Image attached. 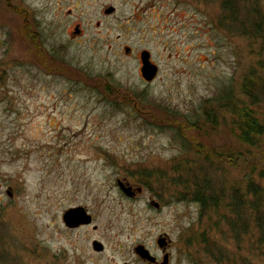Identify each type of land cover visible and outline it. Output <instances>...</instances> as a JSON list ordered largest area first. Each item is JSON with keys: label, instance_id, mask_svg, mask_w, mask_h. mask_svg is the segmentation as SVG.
I'll return each mask as SVG.
<instances>
[{"label": "rangeland", "instance_id": "374dc122", "mask_svg": "<svg viewBox=\"0 0 264 264\" xmlns=\"http://www.w3.org/2000/svg\"><path fill=\"white\" fill-rule=\"evenodd\" d=\"M221 2L0 0V264H149L138 244L157 263L216 264L209 237L221 264H264L248 211L244 229L230 226L243 221L234 189L264 188V137L247 151L216 99L240 103L244 77L264 78L260 39L236 35ZM232 2L239 14L249 5ZM141 50L158 66L150 83ZM117 180L142 191L128 197ZM203 181L217 213L192 197ZM78 206L92 222L68 228L62 215Z\"/></svg>", "mask_w": 264, "mask_h": 264}, {"label": "trees", "instance_id": "16d2710c", "mask_svg": "<svg viewBox=\"0 0 264 264\" xmlns=\"http://www.w3.org/2000/svg\"><path fill=\"white\" fill-rule=\"evenodd\" d=\"M249 5L245 10L236 8L232 0H222L221 9L226 13L225 19L228 20V26L233 28L236 35L246 38L260 39L261 59L259 64L264 65V14L262 13L258 0H247ZM264 68V66H261ZM254 70L247 74L241 83V92L247 97L240 103L234 99L230 92H225L224 95H219L216 99L224 102L226 111L233 115L232 131L237 139L245 145V149L261 147L262 138L264 137V119L259 117V111L253 107L260 102V93L264 87V78L261 75L254 74ZM264 98V97H263ZM239 155L242 153L238 152ZM241 186V185H240ZM192 197L200 205V211L206 212L207 209H212L217 213L220 202L218 190L213 185L203 181L197 183L192 192ZM235 217L243 219L237 220V224L230 221V226L233 229H244L247 218L243 212L248 211V217L254 222V227L257 231L258 241L264 246V188L256 183L252 178L245 181L244 189L236 188L231 195V203ZM243 213V214H242ZM215 224V223H214ZM217 224H215L216 226ZM237 225V226H236ZM204 250L213 263L221 264L223 254L221 248L217 247L214 240L207 238L202 240Z\"/></svg>", "mask_w": 264, "mask_h": 264}, {"label": "water", "instance_id": "95a60500", "mask_svg": "<svg viewBox=\"0 0 264 264\" xmlns=\"http://www.w3.org/2000/svg\"><path fill=\"white\" fill-rule=\"evenodd\" d=\"M112 11H113V7H108L105 10V12L107 13H110ZM73 33L74 34L79 33L78 27L74 28ZM128 50L129 48H125L126 53L128 52ZM141 63H142L140 67L141 77L147 82L152 81L157 74L158 66L155 63L151 62L150 53L147 50H143L141 52ZM117 186L120 189V191L128 197H133L135 193H141L142 191L141 187H135L133 191L132 186L128 182H124L121 180L117 181ZM6 193L8 196H11L12 195L11 188L8 187ZM152 202L155 207H158L157 202L155 201ZM62 220L68 228H76L81 225L90 224L92 222V216L86 211L85 208L78 206L66 210L62 215ZM156 243L159 247L161 248L164 247L167 244L166 237L157 238ZM92 248L97 252H101L103 250V245L99 241L93 240ZM134 252L141 260L147 261L148 263H157L155 257L151 255L148 249H146L141 244H138L134 247ZM123 264H127V263H123ZM158 264H167V255H164L163 261Z\"/></svg>", "mask_w": 264, "mask_h": 264}, {"label": "flooded vegetation", "instance_id": "af4514ba", "mask_svg": "<svg viewBox=\"0 0 264 264\" xmlns=\"http://www.w3.org/2000/svg\"><path fill=\"white\" fill-rule=\"evenodd\" d=\"M78 27V26H77ZM79 29V28H78ZM79 32H80V29H79ZM78 34V33H77ZM36 47V46H35ZM125 48H129V47H125ZM143 50H141L140 52H139V72H140V67H141V65H142V63H141V52H142ZM127 53H130V48H129V50H128V52ZM150 60H151V62L152 63H154L153 61H152V59H151V55H150ZM140 76H141V73H140ZM142 78V77H141ZM143 79V78H142ZM144 80V79H143ZM145 81V80H144ZM145 82H147V81H145ZM151 81H148V83H150ZM118 181V180H117ZM117 181H116V183H117ZM122 181H124V182H126L125 180H122ZM131 185V184H130ZM132 186V190L134 191V188L136 187V186H133V185H131ZM142 189V188H141ZM136 194H139V193H135V195ZM135 195H133V197L135 196ZM152 201H155V200H152L151 199V201H150V205H152V206H154L153 205V202ZM155 202H157L158 203V207L160 206V204H159V202L158 201H155ZM155 207V206H154ZM158 207H155V208H158ZM156 259V258H155ZM144 261V260H143ZM147 262V261H146ZM157 262V261H156ZM148 263V262H147ZM149 264H158V263H149Z\"/></svg>", "mask_w": 264, "mask_h": 264}]
</instances>
